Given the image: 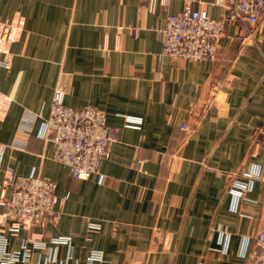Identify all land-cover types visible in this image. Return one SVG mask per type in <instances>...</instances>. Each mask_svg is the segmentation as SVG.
<instances>
[{
	"label": "crops",
	"instance_id": "1",
	"mask_svg": "<svg viewBox=\"0 0 264 264\" xmlns=\"http://www.w3.org/2000/svg\"><path fill=\"white\" fill-rule=\"evenodd\" d=\"M187 1L225 14L224 0H0V22L19 27L0 68V190L7 171L33 172L67 196L57 220L7 236V252L69 237L70 249L54 248L68 264H253L264 230V15L228 24L215 61H174L160 33ZM58 87L66 107H95L115 130L101 181L69 176L39 136ZM245 175L254 179L236 199L229 190ZM92 250L101 262L88 261Z\"/></svg>",
	"mask_w": 264,
	"mask_h": 264
},
{
	"label": "built area",
	"instance_id": "2",
	"mask_svg": "<svg viewBox=\"0 0 264 264\" xmlns=\"http://www.w3.org/2000/svg\"><path fill=\"white\" fill-rule=\"evenodd\" d=\"M219 0H217L218 2ZM225 14L221 19L208 17L204 9L194 10L187 1L182 11L170 15L160 33L161 55L174 61H215L217 46L224 36L228 24L256 25L264 15V0H224ZM17 24L0 22V68H9L11 55L8 47L16 41ZM9 99L0 94V118L4 117ZM182 129L190 131L187 125ZM264 135L261 131L257 139ZM39 136L52 145V158L63 165L74 179L86 180L98 176L100 168L109 156L111 145L116 142L115 130L106 124L104 114L92 106L79 109L64 105V92L54 90L50 114L42 122ZM236 174H233V176ZM243 180H234L230 192L239 199L248 191L254 177L245 175ZM54 182L40 178L33 172L27 176H17L7 171L0 190V264L28 263L32 251L44 252L43 259L33 264H68L69 252L63 261H57L54 248L58 245L71 248L69 237L50 238L47 242L29 238L21 242L20 251L7 252V236H16L21 230L44 228L50 220H57L56 207L67 196L55 195ZM98 224L88 222V232H96ZM103 254L92 250L88 261L101 262ZM252 263L264 264V230L256 233L252 243Z\"/></svg>",
	"mask_w": 264,
	"mask_h": 264
}]
</instances>
